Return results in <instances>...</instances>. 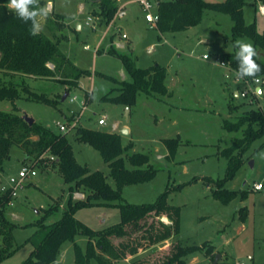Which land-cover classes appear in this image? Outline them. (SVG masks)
I'll return each instance as SVG.
<instances>
[{
  "label": "rangeland",
  "instance_id": "1",
  "mask_svg": "<svg viewBox=\"0 0 264 264\" xmlns=\"http://www.w3.org/2000/svg\"><path fill=\"white\" fill-rule=\"evenodd\" d=\"M54 5L55 13L63 16L65 23L69 22L74 28L62 31L69 40L60 42L59 49L68 54L75 66L90 72L89 76L80 79V88H73L69 92L70 98L75 96L77 101L69 103L65 100L55 108L34 102L22 93V98L14 102L15 109L12 103L3 101L0 102V111L33 118L34 123L58 133L56 123L62 121L69 111L78 113L85 92L90 93L78 126L119 134L121 144L126 148L123 158H126L125 154L133 153L149 157V163L157 171L155 177L147 183L124 187L123 202L135 205L153 203L166 189L170 190L168 205L180 209L178 239L183 245L202 247L200 251L187 256L186 264H214L217 256L220 257L215 264H264V146L261 147L264 138L251 144L242 157V165L223 187L229 191H244L247 194L245 198L238 195L223 204L212 195L215 184L203 179L217 181L225 177L229 163L222 151L242 137L241 131L226 130L224 122L235 123L243 112L251 109L261 108L264 114V92L258 94L252 103L249 92L245 98L233 96L231 92L234 87L231 84L237 85V92L243 88V84L235 81L234 75L219 64L221 54L237 50V40L252 41L247 37L233 40L230 17L213 11H205L202 22L191 29L160 34L152 25L146 24L139 3L126 4L128 12L124 16L116 15L110 24L100 23V17L93 15V12L98 13L97 7L93 6L94 0H54ZM81 5L83 9H80ZM261 5L257 0H249L243 8L245 23H255L260 34L264 32V15L259 9ZM155 11L154 6L152 12ZM51 14L38 17L40 32L48 37H52V32L46 28ZM90 16L92 23L87 25ZM76 22L80 24V29H77ZM91 25H94L93 28ZM53 29L58 38L63 36L59 29ZM111 49L127 55L139 68L155 64L164 67L165 86L170 96L155 98L140 93L135 106L130 109L104 101L103 97L108 93L117 94L120 81L130 80L118 57L99 52ZM256 50L258 60L264 63V51L260 48ZM203 56H207V59H203ZM0 78L5 82H21L18 76L0 74ZM24 82L30 89L51 99L63 95L67 87L49 79L27 77ZM229 106L236 109L230 112ZM102 116L106 117V125L101 127L97 121ZM124 128L129 133L123 134ZM74 136L75 131L66 134L77 163L87 166L91 172H102L107 183L115 188L109 168L99 152L74 141ZM36 139L32 137V140ZM172 139L177 140L176 152L174 156H169L164 141ZM52 159L48 153L43 155V161L35 165L36 174L22 181L23 186L6 208V218L18 225L12 234L13 247L19 248L1 264H21L29 256L33 246L26 240L35 234L37 227L32 224L44 216L46 209L58 206V212L48 216L45 224H52L61 217L68 199L69 185L64 183ZM124 160L125 166L131 169L132 166ZM27 161L24 152L13 146L9 159L4 163V170L0 172L1 186L7 188L10 178L16 177L23 165L33 164V160ZM194 177L198 181L187 184ZM254 183L262 184L263 190L253 191ZM182 184L187 185L175 189ZM80 196V199H84L85 194ZM242 208L245 211L240 212ZM75 218L93 230H102L119 223L120 212L115 207L84 208L76 213ZM163 222L169 223L167 220ZM136 235L140 237L141 234L132 237L135 239ZM86 240L84 236L76 237V242L82 248H85ZM174 240L148 248H144L147 243H143L137 256L128 255L112 264H132L134 261L158 263L168 254ZM114 242L118 244L119 240ZM58 262L74 264L72 243L62 245ZM90 264L97 262L92 260Z\"/></svg>",
  "mask_w": 264,
  "mask_h": 264
},
{
  "label": "trees",
  "instance_id": "2",
  "mask_svg": "<svg viewBox=\"0 0 264 264\" xmlns=\"http://www.w3.org/2000/svg\"><path fill=\"white\" fill-rule=\"evenodd\" d=\"M48 1L38 0L34 8H44ZM249 0H225L223 2H206L204 0H158L156 13L158 20L155 29L160 34L186 31L199 25L205 11L226 14L232 20L231 38H249L255 48L264 51V32L258 33L255 23L246 24L243 8ZM264 5V0H257ZM9 0H0V74L8 77L18 76L20 83L5 82L0 78V102L12 103L22 98V93L28 99L57 108L62 102L63 95L51 99L46 94L37 93L25 84V78L49 79L60 82L67 87L65 93L71 89L79 88V79L89 76L90 72L77 68L68 57L59 49L60 38L53 32V28H63L64 17L52 13L47 21L46 28L52 32V37L43 32L31 34V23L18 19L16 13L7 7ZM100 17V23L110 24L118 13V7L113 0L95 1L94 5ZM51 13V12H50ZM52 38V39H51ZM54 39V40H53ZM236 51L223 53L220 61L237 72L238 61ZM107 53L118 57L124 64L129 76V81H120L116 89L117 94L108 93L103 97L104 101L119 104L128 109L135 106L137 96L140 93L149 97H165L168 94L165 86L166 69L158 64L147 68H138L135 63L124 54H118L114 50ZM261 72L255 77L264 76V63L257 59ZM48 65L53 66L50 68ZM255 77H245L252 79ZM86 103L90 94H84ZM236 107L229 106L230 112ZM224 128L230 132H242V137L233 141L232 145L222 151V155L228 159V171L223 179L213 181L203 178L206 182L215 184L213 197L223 204L236 198L246 197L244 191L224 190V185L230 181L243 162V155L251 144L264 138V114L261 108L245 111L238 117L237 122H224ZM36 137V140H32ZM74 141L86 144L98 151L104 163L109 168V176L112 178L115 188L106 181V176L100 172H91L87 166L77 163L71 143L66 135L55 133L48 128L33 123L31 126L14 112L0 111V172L9 159L13 146L20 148L27 160H33L31 167L43 161V155L50 154L53 164L57 167L64 183L69 185L68 199L63 208L61 217L52 224H45L48 216L58 212L57 207L45 210L44 216L36 223L35 234L26 240L31 243L33 250L21 264H63L58 262L60 249L63 244H73L74 264H90L92 260L97 264H112L113 261L125 259L128 255L135 257L138 250L148 248L159 243L175 238L170 244L168 254L160 262L134 261L132 264H186L188 255L198 252L202 247L186 246L178 239L180 232V209L170 206L167 198L170 190L166 189L153 203L129 204L123 202L122 190L126 186L138 185L151 181L157 171L149 163V157L141 153L125 154L126 148L121 144V136L117 133L99 129L77 127ZM169 156L176 152L177 140H165ZM264 146V142L261 147ZM132 166L128 169L125 160ZM198 181L194 177L187 184ZM187 184L178 185L175 189H181ZM1 187V181H0ZM76 193L85 194L84 199H75ZM13 200L11 191H0V236L2 246L0 248V264L9 258L17 248L13 246V231L17 224L6 218V208ZM115 207L120 212V222L102 230H93L75 218L76 213L84 208ZM245 211L242 208L240 212ZM163 220H167L166 224ZM31 225V224H28ZM28 225L24 226L27 227ZM134 234H141L134 239ZM87 238L85 248L77 242L76 237ZM114 240H119L116 244ZM142 240V242H140Z\"/></svg>",
  "mask_w": 264,
  "mask_h": 264
},
{
  "label": "built area",
  "instance_id": "3",
  "mask_svg": "<svg viewBox=\"0 0 264 264\" xmlns=\"http://www.w3.org/2000/svg\"><path fill=\"white\" fill-rule=\"evenodd\" d=\"M137 2L141 5L142 8V12L144 13V19L145 21L152 25L153 27H155V24L158 20V16L156 11L152 12V8L155 6V8L157 9V3L158 0H137ZM46 10L47 11H51V3H47L46 6ZM260 13L264 15V5L260 6ZM92 17L90 16L88 18V22L87 25L91 24L92 22ZM91 22V23H90ZM94 25H91V27L93 28ZM123 38L125 39L126 36L123 35ZM85 49H88V46L84 47ZM203 59H207V56H203ZM219 64L221 67H223L224 69L228 70L229 72H231L234 75V79L237 82H241L243 84V88L237 92V96H241L242 98H245L248 94V92L251 94V99H250V103L253 102V100L257 99V95L258 93L256 92V88H258L259 90L262 89V87H264V76H258L252 79H241L236 75V72L234 70H232L229 66L225 65L223 62H221L219 60ZM50 68H53V66L48 65ZM227 77V76H226ZM68 100L69 103H74L77 101V98L75 96L71 97L68 96V98L66 99ZM256 102V101H255ZM87 103L86 100L84 98V100L82 101V107L80 108V111L78 113L74 112V111H69L66 115L63 116L62 121H58L56 123L57 125V129H58V133L66 135L70 132H73L76 130L77 127H79L78 125L81 123V118H82V112L86 109ZM98 126H105L106 125V117L102 116L98 119L97 121ZM36 174L35 171V167H31V164H26L23 165L22 168L20 169V171L18 172V175L16 177H11L10 178V185L5 188L3 186L0 187V191L1 192H5L6 190H10L11 191V196L12 198L16 196L17 194V190L19 188H21L23 186L22 181L26 178L29 177V175L34 176ZM253 191H261L263 190V186L260 183H254L253 186ZM74 197L76 199H80L81 196L79 193H76L74 195ZM243 264V263H240Z\"/></svg>",
  "mask_w": 264,
  "mask_h": 264
},
{
  "label": "clouds",
  "instance_id": "4",
  "mask_svg": "<svg viewBox=\"0 0 264 264\" xmlns=\"http://www.w3.org/2000/svg\"><path fill=\"white\" fill-rule=\"evenodd\" d=\"M38 0H9L7 7L16 13L18 19L27 23H31V34L36 35L41 31V23L38 17H47L48 12L45 8H34L33 5L37 4ZM235 47L238 49L236 58L238 61V70L236 75L243 79L245 77H255L261 72V67L257 63L258 52L251 42L245 40H237Z\"/></svg>",
  "mask_w": 264,
  "mask_h": 264
},
{
  "label": "crops",
  "instance_id": "5",
  "mask_svg": "<svg viewBox=\"0 0 264 264\" xmlns=\"http://www.w3.org/2000/svg\"><path fill=\"white\" fill-rule=\"evenodd\" d=\"M88 2H89V0H87ZM95 1H97V0H94V2ZM114 2H115V4H116V6L118 7V13H117V15H119V16H124L127 12H128V9L126 8V4H131V3H138L137 2V0H129V1H123V0H113ZM49 3H51V13H55V5H54V0L53 1H48ZM47 2V3H48ZM93 2V1H92ZM125 2V3H124ZM46 3V4H47ZM140 5V4H139ZM140 7H141V5H140ZM45 8V7H44ZM83 9V6L81 5L80 6V9ZM142 9V8H141ZM47 11V10H46ZM142 11V10H141ZM48 13H50L49 11H47ZM143 13V12H142ZM114 20V19H113ZM144 21H145V19H144ZM75 22V20H73V23ZM146 22V21H145ZM146 24H148L147 22H146ZM76 26H77V29H80L81 27H80V24L79 23H77L76 22ZM67 29H70V30H73L74 28H72V26L70 25V23L68 22H66L65 23V21L63 20V28L60 30L61 31V33H62V35L63 36H61V37H59L60 39H61V41L60 42H62V41H68L69 40V37L67 36V35H65L62 31H66ZM119 32H120V29H119ZM126 39V38H125ZM100 53H107V52H105V51H99ZM65 54V53H64ZM108 54V53H107ZM66 55V54H65ZM67 57H68V59H69V56H68V54L66 55ZM70 60V59H69ZM74 65V64H73ZM75 66V65H74ZM77 67V66H76ZM78 68V67H77ZM139 68V67H138ZM147 68V67H146ZM81 69V68H80ZM79 81H80V79H79ZM231 83V82H230ZM78 84H79V88H80V83L78 82ZM233 87H234V91L233 92H231V94L233 95V96H235V97H237V91H236V87H237V85L235 84V83H232L231 84ZM256 90V92L258 93V94H261V93H263L264 91L262 90V89H258V88H256L255 89ZM90 94V93H89ZM170 96V94L168 93L167 94V96H165L164 98H167V97H169ZM128 130V129H127ZM128 133H129V130H128Z\"/></svg>",
  "mask_w": 264,
  "mask_h": 264
},
{
  "label": "water",
  "instance_id": "6",
  "mask_svg": "<svg viewBox=\"0 0 264 264\" xmlns=\"http://www.w3.org/2000/svg\"><path fill=\"white\" fill-rule=\"evenodd\" d=\"M97 1H99V0H97ZM68 96H69V93H68V92L64 93L63 96H62V98H61V102L64 103L65 100L68 98ZM127 112H129V110H127ZM23 118H24V120L29 124V126H31V125L34 123V119H33V118H30V117H27V116H24ZM122 133H123V134H127V133H128L127 128H124V129L122 130ZM219 257H220V256H217V257L215 258L214 264L218 262Z\"/></svg>",
  "mask_w": 264,
  "mask_h": 264
}]
</instances>
